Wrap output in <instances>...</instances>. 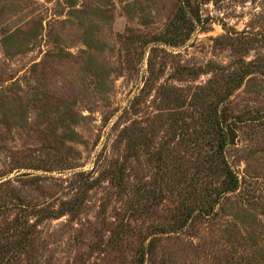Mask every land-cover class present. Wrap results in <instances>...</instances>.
I'll return each mask as SVG.
<instances>
[{"label":"rangeland","instance_id":"374dc122","mask_svg":"<svg viewBox=\"0 0 264 264\" xmlns=\"http://www.w3.org/2000/svg\"><path fill=\"white\" fill-rule=\"evenodd\" d=\"M182 5L0 0V264H264V0Z\"/></svg>","mask_w":264,"mask_h":264},{"label":"trees","instance_id":"16d2710c","mask_svg":"<svg viewBox=\"0 0 264 264\" xmlns=\"http://www.w3.org/2000/svg\"><path fill=\"white\" fill-rule=\"evenodd\" d=\"M182 4L183 5L180 8V11L176 15L175 21L183 19V17L185 16V7L190 4V0H182ZM245 73L246 70L234 72L233 80L236 82L239 81ZM213 121L215 146L210 162H212L211 164L213 165V167L218 170L219 173L223 176V179L221 180L222 188L219 193H226L233 190L236 187L237 183L236 178L223 155L224 146L226 145L229 136L231 138L232 135L231 133H229V136H227V132L223 131L220 126L221 124L217 118H215Z\"/></svg>","mask_w":264,"mask_h":264}]
</instances>
